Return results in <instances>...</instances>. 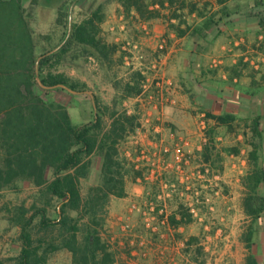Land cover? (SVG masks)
Segmentation results:
<instances>
[{
    "label": "trees",
    "instance_id": "16d2710c",
    "mask_svg": "<svg viewBox=\"0 0 264 264\" xmlns=\"http://www.w3.org/2000/svg\"><path fill=\"white\" fill-rule=\"evenodd\" d=\"M23 1L0 0V190L17 182H28L49 200L42 207L20 208L14 220L20 229V251L14 262L0 259V264H50V255L60 250L71 254L70 264H124L118 262L117 250L104 237V226L110 197L126 195L125 176L132 171L120 156L119 147L127 132L135 129L136 117L119 112L116 105L126 96L141 92L143 76L140 71L134 72L129 81L117 88L120 96L114 99L112 110L107 106L102 109L95 95H87L84 83L56 69L65 62L85 57L95 58L108 69L112 67L117 46L105 42L102 36L104 4L97 0H30L33 8L55 9V26L60 32L52 49L39 50ZM115 1L122 4L127 15L134 10L145 20L157 16L149 7L151 3L164 4V0ZM225 1L218 0L220 4ZM184 6L181 2L180 8ZM226 10L224 7L216 14L224 16ZM216 14L194 27L191 35H199L206 41L205 31L217 24ZM256 16L264 28V14ZM177 33L183 36L185 31L177 29ZM43 38L48 45L52 41L48 34ZM122 58L123 54L119 55L120 61ZM59 84L90 97L93 105L90 122L74 125L67 107L47 98L54 91L70 94L62 88L50 91L42 87ZM106 116L111 118L109 123ZM206 116L229 131L242 124L244 136L249 134L246 143L250 147V172L243 180L246 189L243 207L253 223H260L264 213L262 115L253 112L249 117L239 118L235 114L217 116L208 111ZM207 136L203 158L219 168L215 130L210 129ZM227 151L238 153L236 147ZM97 159L101 162L100 181L83 192L81 179L89 175ZM50 199L58 201L52 217L47 209ZM180 207L183 220L187 221V209ZM29 211L32 213L27 216ZM252 238L251 227L244 236L249 249ZM186 251L193 264H205L206 255L198 240L191 238ZM246 263L257 264V260L249 254Z\"/></svg>",
    "mask_w": 264,
    "mask_h": 264
},
{
    "label": "crops",
    "instance_id": "0c3cea01",
    "mask_svg": "<svg viewBox=\"0 0 264 264\" xmlns=\"http://www.w3.org/2000/svg\"><path fill=\"white\" fill-rule=\"evenodd\" d=\"M179 1L171 4L164 0L162 6L151 3L149 7L156 11L157 16L149 20L141 19L134 10L130 12V19H135L132 24L136 30L144 33L150 29L147 36L145 34V45L153 50L152 57L157 54L158 60H151L150 66L155 68L156 64L158 70L153 71V76L144 75L142 67L133 65L125 81L140 71L143 80L149 84L148 90L142 93L141 83V92L126 96L119 102L124 109L116 108L119 112L135 116L136 127L127 132L119 147L120 156L132 171L125 176L126 195L112 196L110 201L129 202L128 212L140 216L142 229L136 232L140 224L134 220L130 230L121 236L110 234L111 242L114 248H126L129 258L138 255L134 251L137 247L147 251L155 249L170 263L193 264L186 251L189 240L195 238L200 244L202 236L209 234L213 246L224 247L231 264H247L249 254L256 258L257 264H264V213L260 223H253L243 207L246 195L243 180L250 172V147L246 143L249 134L244 136V128L229 131L206 116L211 111L217 116L229 113L246 118L255 112L262 115L264 126V28L256 16V13L264 14V0H227L222 4L218 0ZM181 2L185 4L183 8H180ZM116 7L119 11L114 16L115 21L120 22L123 17L127 20L129 14L123 13L122 4L117 2ZM224 7L226 15L216 14ZM214 14L217 24L205 31L206 41L199 35H191L194 27ZM120 29L123 30L122 27ZM177 29L184 30L185 34L179 36ZM130 38L134 40V37ZM165 39L167 43L160 54L156 46ZM160 77L161 83L167 87L160 89L157 86ZM164 88L167 89L165 97L157 95L163 93ZM60 93L64 94V91ZM56 101L67 109L70 106V102L64 103L58 97ZM105 106L112 110L113 103ZM68 112L72 120L69 109ZM105 120L109 123L111 118L106 116ZM90 121L87 119L81 125ZM210 129L215 130L219 168L202 155ZM179 146L186 155L184 171L192 177L188 183L191 190L182 183L175 170ZM231 147H236L238 153L228 152ZM261 159L264 166V156ZM198 173H203V176L199 178ZM213 177L220 180L221 194L217 197L211 189L205 188ZM173 185L176 186L175 191L171 189ZM196 191L211 198L213 211H209L208 205L195 204L201 219H194L188 213V220H183L181 194L193 199ZM167 192L170 193L169 198L165 197ZM159 194H163L162 203L168 209L166 224L160 223L158 213L146 219L141 213L131 210L133 204L145 206L156 200ZM122 218L118 217V220ZM208 227L209 231L206 230ZM251 227L253 238L249 249L244 236ZM219 229L223 231L222 236H219ZM205 264L218 263L207 258Z\"/></svg>",
    "mask_w": 264,
    "mask_h": 264
},
{
    "label": "rangeland",
    "instance_id": "374dc122",
    "mask_svg": "<svg viewBox=\"0 0 264 264\" xmlns=\"http://www.w3.org/2000/svg\"><path fill=\"white\" fill-rule=\"evenodd\" d=\"M99 3H103L105 6L106 18L108 23L102 24V36L108 44H114L117 46V52L113 58V65L108 69L105 65L98 62L93 57L80 58L77 61L65 62L59 66L56 71L64 73L67 77L72 80L79 81L83 83L85 81L87 84V95H95L98 97L100 107L103 108L107 103H113L114 99L118 95V87L124 83L125 79L128 77L129 71L132 67H142V73L144 75L154 74L153 71L158 70V66L153 68L150 66V61L157 59V54L152 57L151 48H147L145 45V39L147 34L150 32V29L144 30V33H140L133 26L135 19H130L132 14H129L126 18H122L120 22H116L114 19L115 15H118V8L116 7L117 1L115 0H97ZM24 7L27 9V12L30 15V24L34 31V36L36 42L38 43L39 50L42 48L52 49L54 44H56V36L60 34L59 30L55 26V9L50 7H31L30 0L23 1ZM122 11L127 15L122 8ZM108 18V19H107ZM104 21V22H105ZM129 21V22H128ZM120 27L123 28L120 29ZM50 35L52 41L50 44H47V40L43 38V35ZM146 34V36H145ZM151 35V33H149ZM134 37L132 40L130 37ZM125 37V38H122ZM119 39V40H116ZM162 40V39H161ZM159 41L156 49L160 54L164 51V46L166 45V39L164 41ZM134 41V42H133ZM163 43H165L163 45ZM138 45L137 49H134L133 46ZM160 45L163 47L161 48ZM150 51V52H149ZM123 54V58L120 61L119 55ZM142 57V58H141ZM94 61V62H93ZM135 62V64H133ZM142 62L141 65L138 63ZM134 65V66H133ZM147 67V68H145ZM131 72V71H130ZM159 75V74H158ZM157 75V78H158ZM168 77V76H166ZM170 78V77H169ZM162 77H160V83ZM166 80V79H165ZM156 82H159L156 80ZM141 83H147L142 79ZM142 84V85H143ZM149 85V84H147ZM163 87H167L166 85ZM162 89V88H161ZM143 90V89H142ZM164 88L163 93H157V95L165 97ZM54 91V89H50ZM66 92L60 93L59 91L51 92L47 98L49 100H61L64 103H69V111L72 116V121L76 125H81L85 120L92 119V110L93 105L90 101V97L85 94H76L71 96ZM118 110L124 109L122 103L116 105ZM76 114V116H74ZM77 115H79L77 117ZM241 127L243 128L242 124ZM237 127V129L241 128ZM100 160H95L91 168V172L86 178L81 179V187L83 192H85L90 186L96 185L100 181L99 170H100ZM131 185H128L130 188ZM48 198L42 197L39 195L38 189L28 182H17L15 186L10 188H5L0 190V259L12 263L17 257L20 251V242H19V226L14 221L20 208L24 207L25 209L31 210L32 205L44 206ZM58 204L56 199L49 201L48 215L50 217L55 215L54 208ZM129 202L124 200L121 201H110L106 208L105 214V226H104V237L109 241L113 246L110 238L111 235H120L125 233L127 230H130L131 223H134V220L140 224V216L133 215L128 212ZM29 211L27 216L31 215ZM118 213V216H116ZM118 217H123L122 220H118ZM127 217V218H126ZM128 217L130 219H128ZM117 218V219H116ZM133 221V222H132ZM113 223V224H112ZM113 225V227L111 226ZM142 224L136 228V232L139 233V230L142 229ZM123 229V230H122ZM117 250V259L118 262L124 264H172L166 259L161 257V254L158 253L155 249L143 250L142 248L134 247V251L138 253L134 258H129L127 255L126 248H114ZM146 251V256L142 253ZM150 252V253H149ZM208 258V257H207ZM206 258V259H207ZM213 263L216 261L218 264H231L230 259L227 257L224 247H217L214 256H212ZM211 261V260H210ZM71 254L66 250H60L50 255L49 263L50 264H70ZM212 263V261H211ZM182 264V263H179Z\"/></svg>",
    "mask_w": 264,
    "mask_h": 264
},
{
    "label": "built area",
    "instance_id": "2783aa9c",
    "mask_svg": "<svg viewBox=\"0 0 264 264\" xmlns=\"http://www.w3.org/2000/svg\"><path fill=\"white\" fill-rule=\"evenodd\" d=\"M163 45H164V43H163ZM162 47L163 46L161 45V48ZM133 48L137 49L138 45H134ZM154 67H156V64L154 65ZM147 84L148 83H144L142 85V89H143L142 93H144L146 90H148L149 85H147ZM157 86L161 89L164 85H163V83H157ZM176 163H177V165H176L175 170L181 176L182 183H184V184L186 183L189 190H191L188 183L192 180V177L190 175H188L187 173H185V171H184V164L187 163V159H186V155L182 149V146L177 147ZM206 172H209V170L207 169ZM202 174L203 173H198L197 176L199 178H201V176H203ZM154 176H155V174H154ZM219 181L220 180L218 178L213 177V179H211L210 182L208 183V185L205 187L206 189H211L213 192V195L216 197L221 194V189H220L221 187L219 185ZM171 189H173V191H175L176 186H174V185L171 186ZM169 196H170V193L167 192L165 194V197L169 198ZM201 196L202 195H201L200 191L194 192L193 199H191V197L190 198L184 197V195L181 194L184 207L188 210V213L194 219H201V216L199 215L198 209L195 207V204H197V205H208L209 211H213V206L210 203L211 198L208 196H202V198H201ZM162 199H163V194H159L158 197L156 198V200L149 201L145 206L133 204L131 206V210L141 213L144 217H146V219L155 217L154 213H158L160 215V223L162 225H164L167 222L168 209L165 206V204L162 203ZM206 230L209 231V227ZM219 232H220L219 236H222L223 231H221V229H219ZM199 245L203 248L205 254L208 255V259H211L212 256H214L217 246H213L212 239H211V236L209 234H205L202 236ZM142 254L144 256H146L145 251ZM172 264H177V263L175 261H173Z\"/></svg>",
    "mask_w": 264,
    "mask_h": 264
},
{
    "label": "water",
    "instance_id": "95a60500",
    "mask_svg": "<svg viewBox=\"0 0 264 264\" xmlns=\"http://www.w3.org/2000/svg\"><path fill=\"white\" fill-rule=\"evenodd\" d=\"M53 51H55V50H53ZM52 51V52H53ZM39 83L41 84V82H40V80H39ZM42 85V84H41ZM42 87H44L45 89H55V88H62V89H65V90H67L69 93H71V94H77V93H79V92H77V91H75V90H72L71 88H69V87H67V86H65L64 84H59V85H55L54 87H52V86H42Z\"/></svg>",
    "mask_w": 264,
    "mask_h": 264
}]
</instances>
